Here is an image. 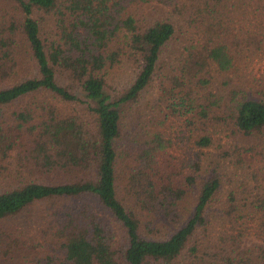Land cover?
Here are the masks:
<instances>
[{
  "label": "trees",
  "instance_id": "trees-1",
  "mask_svg": "<svg viewBox=\"0 0 264 264\" xmlns=\"http://www.w3.org/2000/svg\"><path fill=\"white\" fill-rule=\"evenodd\" d=\"M263 19L264 0H0V264H264V95L211 96Z\"/></svg>",
  "mask_w": 264,
  "mask_h": 264
},
{
  "label": "rangeland",
  "instance_id": "rangeland-1",
  "mask_svg": "<svg viewBox=\"0 0 264 264\" xmlns=\"http://www.w3.org/2000/svg\"><path fill=\"white\" fill-rule=\"evenodd\" d=\"M239 4L240 1L237 2L238 8L236 10H239L240 8ZM170 12H178V10L170 8ZM235 15H238L237 11H234V16ZM251 23L256 24L258 29H256V26L250 24V22L244 21L242 22L244 30L249 28L253 30L252 32H260L264 39V19L261 20V22L256 20ZM259 23H261V25ZM235 48L237 49L234 50L237 51L235 52L233 66L229 70L216 73L214 83L211 86V96H225L227 91L225 88L228 86V84H225L224 82H226L228 79L241 85V87L245 88L247 91L250 90L247 85L257 86L258 92L264 95V41L259 48L253 46L246 47L245 37H240V41ZM149 99L154 100V102L156 101L155 96H150ZM150 103L151 102H146L145 99L142 100V104L149 108V114L151 116L157 115L159 112V107H155L157 110L154 111L150 106L155 104ZM146 107L144 110L145 113ZM186 202L187 200L185 199L183 203L185 204ZM259 243H264V237L257 236V233L254 232L253 228L249 229V233L245 235V244H247L249 247L257 248ZM32 256L22 258L20 260V264H35L36 261L34 258H31ZM2 264L10 263L3 262Z\"/></svg>",
  "mask_w": 264,
  "mask_h": 264
}]
</instances>
